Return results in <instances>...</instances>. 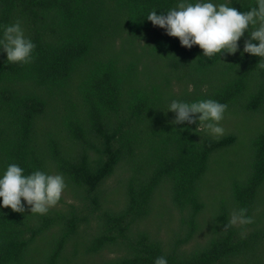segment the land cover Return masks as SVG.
Returning a JSON list of instances; mask_svg holds the SVG:
<instances>
[{"label":"trees","instance_id":"1","mask_svg":"<svg viewBox=\"0 0 264 264\" xmlns=\"http://www.w3.org/2000/svg\"><path fill=\"white\" fill-rule=\"evenodd\" d=\"M175 2L0 0V31L19 19L35 43L28 64L0 51V170L66 183L44 214L0 208V264H264V70L239 50L204 57L145 17ZM172 98L225 103L224 135L172 124ZM239 117L249 155L210 184ZM240 207L252 223L224 228Z\"/></svg>","mask_w":264,"mask_h":264},{"label":"clouds","instance_id":"2","mask_svg":"<svg viewBox=\"0 0 264 264\" xmlns=\"http://www.w3.org/2000/svg\"><path fill=\"white\" fill-rule=\"evenodd\" d=\"M155 9L149 10L145 17L167 35L178 37L182 46L198 45L204 57L224 52L234 54L239 50L241 55L258 56L255 67L264 70V0H251L245 11L233 7L231 0H176L166 12L158 13ZM34 48L35 43L25 35L19 19L2 26L0 51L6 54V62L28 64L33 59ZM226 109L225 103L213 98L191 101L172 98L166 111L174 114L172 124L198 122L195 129L218 139L225 132L220 122ZM65 187L62 173L40 169L25 173L18 164L9 163L0 170V208L8 206L13 211L24 212L27 206L29 212L44 214L59 201ZM246 213L243 207L234 208L224 228L251 224L253 217ZM153 264H168V261L161 255L154 258Z\"/></svg>","mask_w":264,"mask_h":264},{"label":"rangeland","instance_id":"3","mask_svg":"<svg viewBox=\"0 0 264 264\" xmlns=\"http://www.w3.org/2000/svg\"><path fill=\"white\" fill-rule=\"evenodd\" d=\"M236 120V119H235ZM234 128L242 129L244 136L240 140V144L237 149H232L226 153L220 154L218 163L215 164L214 170L210 174V178L208 182L213 185H227L230 181V175L236 173V169L232 168L230 165V161L234 156H239L241 160L246 159L249 155V147H250V138L254 134V128L250 125H247L245 121L239 117L234 124ZM234 128L232 130L234 131ZM110 184L114 185L115 182L110 179ZM123 197L120 195V201L123 202Z\"/></svg>","mask_w":264,"mask_h":264}]
</instances>
